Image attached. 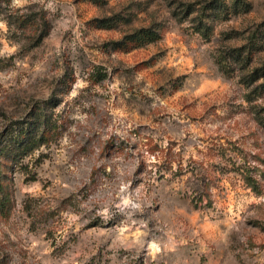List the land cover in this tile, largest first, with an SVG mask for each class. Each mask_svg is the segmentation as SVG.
<instances>
[{"label": "rangeland", "instance_id": "rangeland-1", "mask_svg": "<svg viewBox=\"0 0 264 264\" xmlns=\"http://www.w3.org/2000/svg\"><path fill=\"white\" fill-rule=\"evenodd\" d=\"M0 184V264H264V0H0Z\"/></svg>", "mask_w": 264, "mask_h": 264}, {"label": "trees", "instance_id": "trees-1", "mask_svg": "<svg viewBox=\"0 0 264 264\" xmlns=\"http://www.w3.org/2000/svg\"><path fill=\"white\" fill-rule=\"evenodd\" d=\"M143 32H145L143 30ZM44 37V36H43ZM240 49H237L236 51H239ZM224 61L225 60H218V63L223 66L224 65ZM253 77L259 76L257 73H255V71L252 73ZM36 111V112H35ZM34 111V117L35 120L39 121L40 125L44 126V129L42 130V132H40L39 134L37 132H35V134H32L33 136L28 140V145L25 146V148L22 149V156H29L30 154H32L36 149L44 146L45 144H47L49 142V136L51 134V128L49 126L50 124V119L46 118V120L43 119L41 112H43V110L41 109H35ZM242 177L244 179V181L246 183H248V185L250 186H254L255 185V180L252 178V176L250 175H245L242 174ZM200 182V184L197 186V190H195V192L197 193V195L199 194V190L203 189L206 191V187L208 186V184L211 182L209 180V177H206L204 175L199 176L197 178V183ZM206 199H208L209 202H211L212 198H211V193L206 192ZM195 198V197H194ZM198 201H203V197L201 194H199V197L197 198ZM7 209H8V200L6 195L4 194V188L2 186V184H0V212L2 213V215H6L7 213Z\"/></svg>", "mask_w": 264, "mask_h": 264}, {"label": "clouds", "instance_id": "clouds-1", "mask_svg": "<svg viewBox=\"0 0 264 264\" xmlns=\"http://www.w3.org/2000/svg\"><path fill=\"white\" fill-rule=\"evenodd\" d=\"M16 2H17V3H19V2H20V0H16Z\"/></svg>", "mask_w": 264, "mask_h": 264}]
</instances>
